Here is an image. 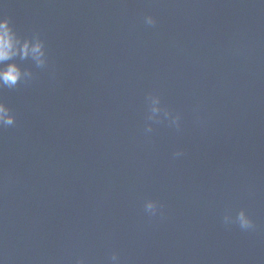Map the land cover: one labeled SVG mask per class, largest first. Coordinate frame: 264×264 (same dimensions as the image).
I'll use <instances>...</instances> for the list:
<instances>
[{"label":"water","instance_id":"95a60500","mask_svg":"<svg viewBox=\"0 0 264 264\" xmlns=\"http://www.w3.org/2000/svg\"><path fill=\"white\" fill-rule=\"evenodd\" d=\"M0 16L48 54L0 90L2 264H264L261 0H0Z\"/></svg>","mask_w":264,"mask_h":264},{"label":"clouds","instance_id":"9594fccd","mask_svg":"<svg viewBox=\"0 0 264 264\" xmlns=\"http://www.w3.org/2000/svg\"><path fill=\"white\" fill-rule=\"evenodd\" d=\"M261 2L264 3V0ZM144 22L147 25H154L156 21L153 16L147 15L144 17ZM23 61H29L37 68H42L47 64L48 54L44 40L38 33H33L31 36L19 35L9 18L0 16V90L14 89L21 82H28L33 78L32 68L22 66ZM15 122L14 112L0 99V129L14 126ZM145 132H150V128L145 129ZM175 155L180 156L181 153L177 152ZM157 207L156 201L151 199L144 203V209L150 215L157 212ZM228 222L229 218L226 217L225 223ZM235 222L243 230H250L254 227L251 217L244 209L237 213ZM110 259L111 264H119V256L116 253H113ZM78 264H84V260H79Z\"/></svg>","mask_w":264,"mask_h":264}]
</instances>
